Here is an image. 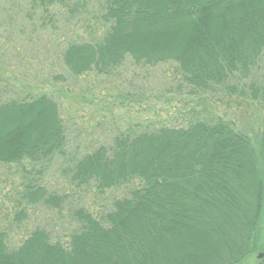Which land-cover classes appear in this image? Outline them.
<instances>
[{
    "label": "trees",
    "instance_id": "1",
    "mask_svg": "<svg viewBox=\"0 0 264 264\" xmlns=\"http://www.w3.org/2000/svg\"><path fill=\"white\" fill-rule=\"evenodd\" d=\"M36 1L30 8L43 14V26L79 17L86 5ZM98 24L96 38L62 49L74 76L109 74L130 57L139 65L174 63L194 93L264 96V0H102ZM192 117L185 126L120 132L80 156L68 169L74 186L99 193L138 186L100 219L72 210L65 242L35 228L9 248L0 232V264H237L264 251L256 239L264 217V123L254 147L227 120ZM64 143L58 106L45 94L0 102V165L49 161ZM22 197L54 208L64 200L30 183ZM25 216L22 209L16 218Z\"/></svg>",
    "mask_w": 264,
    "mask_h": 264
},
{
    "label": "rangeland",
    "instance_id": "2",
    "mask_svg": "<svg viewBox=\"0 0 264 264\" xmlns=\"http://www.w3.org/2000/svg\"><path fill=\"white\" fill-rule=\"evenodd\" d=\"M32 1L37 2L0 0V102L45 94L58 106L65 143L49 161L0 165V232L6 233L9 248L17 247L35 228L47 231L53 241L65 242L74 228L72 210L83 208L100 219L115 199L138 186L134 182L99 193L93 185L76 187L69 180L68 169L75 160L99 145H110L120 132L185 126L192 115L202 113L231 122L255 147L264 123V96L250 101L238 93H194L174 63L139 65L130 57L109 74L74 76L62 62V49L71 40L90 41L100 34L102 0H86L79 17L66 22L62 17L44 26L43 14L30 8ZM86 25L92 30L85 31ZM28 183L62 196L60 208L26 204L22 192ZM22 209L26 216L17 220ZM261 218L256 239L264 244ZM262 257L264 251L257 250L237 264H256Z\"/></svg>",
    "mask_w": 264,
    "mask_h": 264
},
{
    "label": "water",
    "instance_id": "3",
    "mask_svg": "<svg viewBox=\"0 0 264 264\" xmlns=\"http://www.w3.org/2000/svg\"><path fill=\"white\" fill-rule=\"evenodd\" d=\"M257 256L260 258V257L262 256V254H261V253H259Z\"/></svg>",
    "mask_w": 264,
    "mask_h": 264
}]
</instances>
